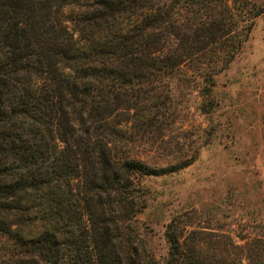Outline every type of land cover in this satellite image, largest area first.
<instances>
[{
    "label": "trees",
    "instance_id": "trees-1",
    "mask_svg": "<svg viewBox=\"0 0 264 264\" xmlns=\"http://www.w3.org/2000/svg\"><path fill=\"white\" fill-rule=\"evenodd\" d=\"M236 1L0 0V264H160L134 228L138 181L184 163L139 149L173 94L204 111L261 14ZM174 224L161 264H240Z\"/></svg>",
    "mask_w": 264,
    "mask_h": 264
},
{
    "label": "rangeland",
    "instance_id": "rangeland-1",
    "mask_svg": "<svg viewBox=\"0 0 264 264\" xmlns=\"http://www.w3.org/2000/svg\"><path fill=\"white\" fill-rule=\"evenodd\" d=\"M233 6L245 19L261 14L249 20L240 52L214 76L204 111L196 108L197 94H173L176 110L151 133L154 145L139 149L150 167L184 163L138 181L146 204L134 228L160 264L171 221L185 233L220 236L221 255L229 251L240 264H264V0Z\"/></svg>",
    "mask_w": 264,
    "mask_h": 264
}]
</instances>
